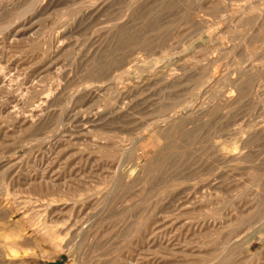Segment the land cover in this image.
<instances>
[{
	"label": "rangeland",
	"instance_id": "obj_1",
	"mask_svg": "<svg viewBox=\"0 0 264 264\" xmlns=\"http://www.w3.org/2000/svg\"><path fill=\"white\" fill-rule=\"evenodd\" d=\"M263 2L0 0V264H264Z\"/></svg>",
	"mask_w": 264,
	"mask_h": 264
},
{
	"label": "bare ground",
	"instance_id": "obj_2",
	"mask_svg": "<svg viewBox=\"0 0 264 264\" xmlns=\"http://www.w3.org/2000/svg\"><path fill=\"white\" fill-rule=\"evenodd\" d=\"M255 1V0H254ZM182 2V1H181ZM140 3V2H139ZM256 3V2H255ZM264 3V2H263ZM37 4V3H36ZM116 4V3H115ZM36 6V5H35ZM146 6V5H145ZM197 6V5H196ZM225 6V5H224ZM184 7V6H183ZM242 7V6H241ZM194 9V8H193ZM239 10V9H238ZM246 10V9H245ZM244 10V11H245ZM264 11V10H263ZM26 12V11H25ZM203 12V11H202ZM233 12V11H232ZM28 13V12H27ZM211 13V12H210ZM236 13V12H235ZM245 13V12H244ZM243 14V13H242ZM242 14H241V16H242ZM195 15V14H194ZM26 16V15H25ZM248 16V15H247ZM180 17V16H179ZM222 17H224V15H222ZM243 17V16H242ZM245 17V16H244ZM220 18V17H219ZM20 19V18H19ZM225 19H227L226 17H225ZM214 20H216V18H214ZM20 21V20H19ZM125 21V20H124ZM224 21V20H223ZM258 21V20H257ZM260 21V20H259ZM217 22V21H216ZM221 24V23H220ZM224 24V23H223ZM196 25H197V23H196ZM258 25V24H257ZM207 26V25H206ZM247 26V25H246ZM149 27V26H148ZM223 27V26H222ZM53 28V27H52ZM200 30V29H199ZM237 31V30H236ZM107 32V31H106ZM234 32V31H233ZM109 33V32H108ZM235 35V34H234ZM211 36V35H210ZM247 36V35H246ZM227 37V36H226ZM110 38V37H109ZM218 39V38H217ZM261 39V38H260ZM214 40V39H213ZM221 40H222V38H221ZM262 40V39H261ZM210 41V40H209ZM216 41V40H215ZM214 41V42H215ZM249 41V40H248ZM247 41V42H248ZM11 42V41H10ZM219 42H221V41H219ZM227 43V42H226ZM249 44V43H248ZM263 44V43H262ZM218 45V44H217ZM216 45V46H217ZM227 45V44H226ZM246 45V44H245ZM220 46V45H219ZM221 47H222V44H221ZM214 48V47H213ZM223 48H226V47H224L223 46ZM222 48V49H223ZM246 48H247V46H246ZM249 48V47H248ZM95 49V48H94ZM250 49H252V48H250ZM207 50V49H206ZM226 50L227 49H225V52H226ZM261 50V49H260ZM217 51V50H216ZM222 51V50H221ZM258 51V50H257ZM262 51V50H261ZM223 52V51H222ZM224 52V53H225ZM229 52V51H228ZM75 53V52H74ZM210 53V52H209ZM212 54H214V53H212ZM217 54V53H216ZM215 54V55H216ZM229 54V53H228ZM256 54V53H255ZM259 54V53H258ZM211 56V55H210ZM212 57V56H211ZM177 58V57H176ZM232 59V58H231ZM236 59V58H235ZM251 59V58H250ZM260 59V58H259ZM135 60V59H134ZM215 60H217V59H215ZM222 61V60H221ZM232 61V60H231ZM252 61V60H251ZM209 62H212V60H210L209 59ZM213 62H214V60H213ZM220 62V61H219ZM249 62V61H248ZM107 63V62H106ZM131 63V62H130ZM134 63V62H133ZM132 63V64H133ZM216 63V62H215ZM214 63V64H215ZM263 63V62H262ZM198 64V63H197ZM130 65V64H129ZM155 65V64H154ZM210 65V64H209ZM153 66V65H152ZM254 66H256V64L254 65ZM133 67V66H132ZM251 67V66H250ZM257 67V66H256ZM261 67V66H260ZM217 68V67H216ZM227 68V67H226ZM242 68V67H241ZM244 68V67H243ZM253 68V67H252ZM258 68V67H257ZM221 69V68H220ZM179 70V69H178ZM245 70V69H244ZM244 70H242V71H244ZM247 70V69H246ZM152 71V70H151ZM185 71V70H184ZM221 71H222V69H221ZM249 71V70H248ZM192 72H193V70H192ZM216 72H217V69H216ZM215 72V73H216ZM219 72V71H218ZM223 72V71H222ZM77 73V72H76ZM259 73V72H258ZM212 74V73H211ZM217 74H219V73H217ZM228 74V73H227ZM241 74V73H240ZM243 74V73H242ZM173 75V74H172ZM171 75V76H172ZM176 75V74H175ZM189 75V74H188ZM197 75V74H196ZM243 75H245V74H243ZM114 76V75H113ZM170 76V77H171ZM216 76V75H215ZM224 76V75H223ZM229 76V75H228ZM240 76V75H239ZM193 77V76H192ZM208 77V76H207ZM241 77V76H240ZM240 77H239V79H240ZM248 77H249V75H248ZM168 78V77H167ZM177 78V77H176ZM243 78V77H242ZM258 78V77H257ZM4 79V78H3ZM115 79V78H114ZM114 79L113 80H111V81H114ZM120 79V78H119ZM229 79H231V78H229ZM238 79V78H237ZM236 79V80H237ZM5 80V79H4ZM116 80V79H115ZM148 80V79H147ZM167 80V79H166ZM171 80V79H170ZM176 80H178V79H176ZM217 80V79H216ZM229 81V80H228ZM231 81V80H230ZM234 81H235V79H234ZM238 81H240V80H238ZM237 81V82H238ZM80 82V81H79ZM190 82V81H189ZM210 82V81H209ZM209 82H207L208 84H209ZM233 82V81H232ZM231 82V83H232ZM236 82V83H237ZM3 83V82H2ZM1 83V85H3ZM111 83V82H110ZM114 83H116V82H114ZM130 83V82H129ZM171 83H173V82H171ZM211 83V82H210ZM174 84V83H173ZM208 84H204L205 86H207ZM152 85V84H151ZM193 85V84H192ZM203 85V86H204ZM248 85V84H247ZM194 86V85H193ZM197 86V85H196ZM210 86V85H209ZM213 86V85H212ZM223 86V85H222ZM234 86V85H233ZM84 87V86H83ZM105 87H107V86H105ZM136 87V86H135ZM195 87V86H194ZM221 87V86H220ZM85 88V87H84ZM205 88V87H204ZM204 88H202V89H204ZM210 88V87H209ZM229 88V87H228ZM88 89H89V87H88ZM91 89V88H90ZM98 89V88H97ZM201 89V90H202ZM221 89V88H220ZM93 90V89H92ZM105 90V89H104ZM195 90V89H194ZM228 90V89H227ZM226 90V91H227ZM188 91H189V88H188ZM187 91V92H188ZM225 91V90H224ZM230 90H228V92H229ZM231 91H233L232 89H231ZM91 92V91H90ZM96 92V91H95ZM208 92V91H207ZM217 92V91H216ZM228 92H226L227 94H228ZM79 93V92H78ZM99 93V92H98ZM119 93V92H118ZM206 92H204V94H205ZM218 93V92H217ZM232 93H234V92H232ZM208 94V93H207ZM219 94H221V93H219ZM218 94V95H219ZM225 94V93H224ZM223 95L222 96V98H221V102H223V103H227V102H230V100H231V96L230 95ZM231 94V93H230ZM235 94H236V92H235ZM234 94V95H235ZM211 95V94H210ZM233 95V96H234ZM43 97V96H42ZM47 97V96H46ZM201 97V96H200ZM204 97H206V96H204ZM236 97V96H235ZM194 98V97H193ZM214 98V97H213ZM46 99V98H45ZM172 99H174V98H172ZM191 99V98H190ZM211 99V98H210ZM220 98L219 97H217V100H219ZM237 99V98H236ZM17 101H19L18 100V98L16 99ZM48 100V99H47ZM188 100V99H187ZM214 100V99H213ZM216 100V99H215ZM215 100H214V102H215ZM216 100V101H217ZM234 101H235V98L233 99ZM201 101V100H200ZM14 102V101H13ZM46 102V101H45ZM212 102V101H211ZM218 102H220V101H218ZM220 102V103H221ZM237 102V101H236ZM44 103V102H43ZM192 103H193V101H192ZM197 103V102H196ZM216 103V102H215ZM220 103H218V104H220ZM231 103V102H230ZM234 103V102H233ZM153 104V103H152ZM174 104V103H173ZM188 104V103H187ZM210 104V103H209ZM212 104V103H211ZM213 105V104H212ZM227 105V104H226ZM205 106H207V105H205ZM210 106V105H209ZM232 106H234V105H232ZM57 107V106H56ZM187 107V106H186ZM202 107V106H201ZM244 107V106H243ZM148 108V107H147ZM173 108V107H172ZM192 108V107H191ZM197 108V107H196ZM203 108V107H202ZM201 108V109H202ZM210 108V107H209ZM211 108H212V106H211ZM216 108V107H215ZM222 108V107H221ZM224 108V107H223ZM261 108V107H260ZM198 109V108H197ZM206 109V108H205ZM214 109V108H213ZM212 109V110H213ZM227 108L225 107V111H227L226 110ZM107 110V109H106ZM159 110V109H158ZM207 110V109H206ZM211 110V109H210ZM193 111V110H192ZM114 112V111H113ZM179 112V111H178ZM194 112H196V114H197V111H194ZM206 112V111H205ZM134 113V112H133ZM177 113V112H176ZM125 114V113H124ZM222 114V113H221ZM96 115V114H95ZM170 115V114H169ZM191 115V111L189 110V109H186V110H184V111H181V112H179L178 114H175V115H171V117L170 118H168L167 117V115H166V118H167V120H168V125H170V126H172V125H174L175 123H177V122H179V121H181V122H184V119H187L189 116ZM123 116V115H122ZM131 116V115H130ZM218 116V115H217ZM227 116V115H226ZM201 117V116H200ZM199 117V118H200ZM205 117V116H204ZM213 117H216V116H213ZM17 118V117H16ZM25 118V117H24ZM99 118V117H98ZM194 118V117H193ZM198 118V119H199ZM218 118V117H217ZM227 118V117H226ZM26 119V118H25ZM104 119V118H103ZM202 119V118H201ZM207 119V118H206ZM19 120V119H18ZM166 120V121H167ZM112 121V120H111ZM115 121V120H114ZM136 121V120H135ZM162 121V120H161ZM217 121V120H216ZM20 122V121H19ZM87 122H88V120H87ZM134 122V121H133ZM145 122V121H144ZM180 122V123H181ZM97 123V122H96ZM112 123V122H111ZM121 123V122H120ZM158 123V122H157ZM161 123H163V122H161ZM202 123V122H201ZM159 124V123H158ZM158 124H155V127L150 131V132H152V135H153V142L155 143V144H157V143H159V141H160V139L163 137V136H161L162 134H161V132H163V129H164V127H163V125H158ZM252 124V123H251ZM88 125V124H87ZM120 125V124H119ZM126 125V124H125ZM153 125H154V123H153ZM168 125H166V127H168ZM177 125V124H176ZM179 125V124H178ZM187 125V124H186ZM189 125V124H188ZM205 125V124H204ZM83 126V125H82ZM169 126V127H170ZM175 126V125H174ZM87 127V126H86ZM177 127V126H176ZM203 127V126H202ZM119 128V127H118ZM175 128V127H174ZM182 128V127H181ZM191 128V127H190ZM192 128H194V127H192ZM255 128V127H254ZM33 129V128H32ZM166 129V128H165ZM164 129V130H165ZM169 129V128H168ZM177 129V128H176ZM175 129V130H176ZM207 129V128H206ZM221 129V128H220ZM82 130H85V129H82ZM192 130V129H191ZM199 130V129H198ZM197 130V131H198ZM254 130V129H253ZM131 131V130H130ZM149 131V130H148ZM180 131H181V129H180ZM196 131V130H195ZM237 131V130H236ZM260 131V130H259ZM85 132V131H84ZM89 132V131H88ZM123 132V131H122ZM129 132V131H128ZM131 132H133V131H131ZM167 132V131H166ZM165 132V133H166ZM182 132V131H181ZM220 132V131H219ZM261 132V131H260ZM82 133V132H81ZM110 133V132H109ZM125 133V132H124ZM139 133V132H138ZM149 133V132H148ZM164 133V132H163ZM175 133V132H174ZM168 134V133H167ZM182 134V133H181ZM139 135H140V133H139ZM165 135V134H164ZM195 135V134H194ZM210 135H212V134H210ZM236 135H238V134H236ZM262 135H264V134H262ZM142 136H144V135H142ZM192 136V135H191ZM173 137V136H172ZM232 137V136H231ZM256 137V136H255ZM166 138V137H165ZM241 138V137H240ZM239 138V139H240ZM246 138V137H245ZM48 139V138H47ZM188 139V138H187ZM122 140V139H121ZM139 140H141V137H139ZM172 140H174V139H172ZM171 140V141H172ZM244 140V139H243ZM242 140V141H243ZM164 141V140H163ZM184 141V140H183ZM252 141V140H251ZM260 141V140H259ZM138 142V141H137ZM121 143V142H120ZM150 143V142H149ZM161 144H162V142H160ZM189 143V142H188ZM218 143V142H217ZM249 143V142H248ZM160 144V145H161ZM214 144V143H213ZM250 144V143H249ZM220 145V144H219ZM100 146V145H99ZM223 146V145H222ZM240 146V145H239ZM239 146H237V147H239ZM252 145L250 144V147H251ZM133 147V146H132ZM110 148V147H109ZM120 148V147H119ZM160 148V147H159ZM219 148H221V147H219ZM224 148V147H223ZM222 148V150H221V154H223V156L224 157H226V158H228V159H231V160H236V159H238V157L240 156L237 152H235V150H232L231 151V149H228V150H226V148H224L223 149ZM240 148V147H239ZM111 149V148H110ZM115 149V148H114ZM255 149V148H254ZM157 150H158V148H157ZM161 150V149H160ZM238 150V149H237ZM94 151V150H93ZM125 151V150H124ZM155 151V150H154ZM239 151H241V149L239 150ZM113 152V151H112ZM219 153V152H218ZM240 153V152H239ZM252 153V152H251ZM256 153V152H255ZM241 154V153H240ZM242 156H243V153L241 154ZM245 155V154H244ZM120 156H121V154H120ZM264 157V156H263ZM19 158V157H18ZM158 158V157H157ZM123 159V158H122ZM239 159H241V158H239ZM244 159V158H243ZM127 160V159H126ZM152 160V159H151ZM192 161V160H191ZM204 161V160H203ZM223 161V160H222ZM230 161V160H229ZM237 161V160H236ZM259 161V160H258ZM14 162V161H13ZM119 162V161H118ZM121 163V162H120ZM212 164V163H211ZM246 164V163H245ZM264 164V163H263ZM208 165V164H207ZM223 165V164H222ZM154 167V166H153ZM156 168V167H155ZM238 169V168H237ZM244 169V168H243ZM246 169V168H245ZM213 170V169H212ZM142 171V170H141ZM137 173V172H136ZM156 173V172H155ZM213 173H215V172H213ZM212 173V174H213ZM216 174V173H215ZM215 174H213V176L215 175ZM132 175V174H131ZM130 175V177H132ZM129 176V175H128ZM130 177H128V178H130ZM188 177V176H187ZM209 177V176H208ZM194 178V177H193ZM211 178V177H210ZM215 179V178H214ZM213 179V180H214ZM209 180V179H208ZM225 180V179H224ZM136 183V182H135ZM208 183H210V181L208 182ZM234 183V182H233ZM130 186V185H129ZM263 186V185H262ZM214 187V186H213ZM259 191V190H258ZM255 192V191H254ZM171 194V193H170ZM263 196V195H262ZM52 202V201H51ZM82 202V201H81ZM220 203V202H219ZM47 204H49V203H47ZM51 205V204H50ZM49 205V210H51L50 209V207L52 206H50ZM153 205V204H152ZM61 206V205H60ZM48 207V206H47ZM46 207V208H47ZM59 207V206H58ZM45 208V207H44ZM48 209H46V211L45 212H53V210L52 211H49ZM63 209H65V208H63ZM48 210V211H47ZM22 213V212H21ZM44 213V212H43ZM37 214V213H36ZM49 215V214H48ZM48 215H47V218H48ZM39 216V215H38ZM51 217V216H50ZM56 217V216H55ZM39 218V217H38ZM50 218H48V220H49ZM41 220V219H40ZM48 220H46V216H45V219H43V216H42V224L40 225V227H34L32 230H33V232L38 236L37 238L39 239L38 241H41V240H46V239H48V240H46V241H50V242H53V245H55V248H56V243H57V240H58V237L61 235L60 233H59V236L58 235H56V233L54 232V230H55V227H54V230H52V229H49V226H48V229H46L47 228V224H49L48 223ZM19 222V220L18 221H16L14 224L15 225H17V223ZM41 223V222H40ZM19 224H21V223H19ZM54 224V223H53ZM85 224V223H84ZM221 224V223H220ZM23 225V224H22ZM39 224H37V226H38ZM19 226V225H18ZM21 226V225H20ZM51 226V225H50ZM128 226V225H127ZM14 228H11L9 231H10V233H8V234H6L5 236H4V238H5V240L6 239H10V242L9 243H4L5 244V249H6V247L10 250V251H14V250H16L17 248L16 247H18L17 245L20 243V239L19 238H21L23 235H21L19 232V230L18 229H15V226H13ZM53 227V226H52ZM72 227V226H71ZM80 227V226H79ZM20 228V227H19ZM28 228V227H27ZM81 228V227H80ZM83 228V227H82ZM85 228V227H84ZM60 229V228H59ZM70 229V228H69ZM69 229L67 230V231H69ZM3 230V229H2ZM79 230V229H78ZM32 232V233H33ZM80 232V231H79ZM78 232V233H79ZM82 233V232H81ZM58 234V233H57ZM34 237V236H33ZM78 237V236H77ZM22 238H25V235L22 237ZM33 239H35V238H33ZM32 239V240H33ZM60 239V238H59ZM7 242V241H6ZM36 244H38V243H36ZM35 244V245H36ZM52 244V243H51ZM251 245V244H250ZM38 246V245H37ZM60 246V245H59ZM58 246V247H59ZM2 247V246H1ZM15 248V249H14ZM228 248V247H227ZM42 249V248H41ZM248 251V250H247ZM4 252V251H3Z\"/></svg>",
	"mask_w": 264,
	"mask_h": 264
}]
</instances>
